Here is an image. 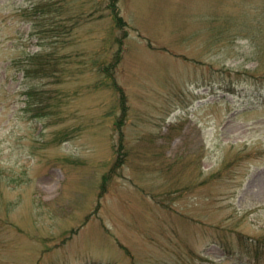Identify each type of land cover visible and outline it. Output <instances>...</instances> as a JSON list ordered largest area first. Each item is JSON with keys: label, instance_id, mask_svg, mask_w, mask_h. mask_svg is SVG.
<instances>
[{"label": "rangeland", "instance_id": "1", "mask_svg": "<svg viewBox=\"0 0 264 264\" xmlns=\"http://www.w3.org/2000/svg\"><path fill=\"white\" fill-rule=\"evenodd\" d=\"M108 2L0 0V264H264V0Z\"/></svg>", "mask_w": 264, "mask_h": 264}, {"label": "trees", "instance_id": "2", "mask_svg": "<svg viewBox=\"0 0 264 264\" xmlns=\"http://www.w3.org/2000/svg\"><path fill=\"white\" fill-rule=\"evenodd\" d=\"M118 3H119V0H109V2L107 3V6H108V9L111 11V14L113 15L115 21H117L118 27L121 29H125L128 25L124 21V19L120 16V13L118 10ZM126 35L127 33L124 34V38L126 37ZM121 52H119L115 60L112 58L110 64L107 67H103L102 71L108 77L112 78L114 76V72L112 70H115V68L119 65L121 61V54H122ZM38 59H36V57H31L28 60L29 62L26 64V68H29V69H24V72L27 75L26 77H28V73H30L31 75L36 74L37 75L36 77L50 73L51 66L53 64L52 58L43 57L42 59H39L40 61Z\"/></svg>", "mask_w": 264, "mask_h": 264}, {"label": "crops", "instance_id": "3", "mask_svg": "<svg viewBox=\"0 0 264 264\" xmlns=\"http://www.w3.org/2000/svg\"><path fill=\"white\" fill-rule=\"evenodd\" d=\"M127 13V12H126ZM128 14H126L125 16H126V18H128V16H127ZM128 19H130V18H128Z\"/></svg>", "mask_w": 264, "mask_h": 264}]
</instances>
